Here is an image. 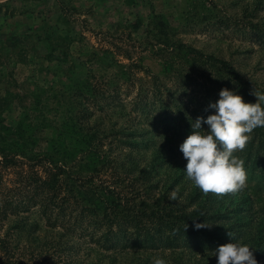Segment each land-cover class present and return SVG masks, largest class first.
<instances>
[{"label":"rangeland","instance_id":"rangeland-1","mask_svg":"<svg viewBox=\"0 0 264 264\" xmlns=\"http://www.w3.org/2000/svg\"><path fill=\"white\" fill-rule=\"evenodd\" d=\"M262 20L264 0H0V101H10L4 112V106H0V117L15 126L36 106L37 112L30 115L37 122L33 132L39 139L38 146L49 149L56 124L81 106L80 98L74 97L71 90L88 76V82L100 93H113L115 97L100 100L90 109L96 110L89 119L102 139L101 145L96 143L99 153H92L81 169L80 163L73 166L70 159L72 173L86 175L97 170L95 182L123 188L121 197L132 198L137 189L139 194L145 193L144 180L136 178L150 170L153 196L169 192L178 204H191L192 208L196 203L208 208L216 205L230 215L234 209H245L248 197L247 193L237 195V199L231 197V184L260 185L261 200L257 204L262 209L264 176L203 157L219 133L218 111L223 100L212 108L196 105L191 92L196 85L191 79L185 88L180 82L183 79L163 74L164 62L186 61L167 50H158L181 42L226 60L250 81L253 95L264 103V41L244 26ZM157 83L161 86L159 100L173 105L170 115L160 107L162 101L152 112L156 94L152 90ZM213 88L216 90L217 85ZM141 100L144 103L132 112ZM120 101L124 108L119 106ZM102 106L104 111L98 109ZM41 123L48 126L40 129ZM85 131L87 128L68 133L62 143V149H66L63 152L79 160L83 156L81 148L90 147L81 140ZM124 134L136 145L121 143ZM228 136L243 140L239 134ZM89 162L93 163L91 167ZM205 168L216 173L223 169L230 172L229 177L214 175L216 181L207 187L203 185ZM5 177L8 184L14 183L15 170H8ZM36 210L0 222V239L5 240L0 243V254L5 250L14 252L27 264L229 262L222 256H204L188 248L106 249L83 233L86 225L93 229L97 224L85 219L81 225L77 216L81 208L76 203L67 208L76 216L67 222L68 227L50 224ZM238 216L249 218L246 210ZM70 225L72 231L68 232L65 228ZM263 225H257L256 231Z\"/></svg>","mask_w":264,"mask_h":264},{"label":"trees","instance_id":"trees-1","mask_svg":"<svg viewBox=\"0 0 264 264\" xmlns=\"http://www.w3.org/2000/svg\"><path fill=\"white\" fill-rule=\"evenodd\" d=\"M244 26L256 34L258 40L264 41V20ZM158 50H167L166 52L176 54L186 61L183 64H177L179 62L171 59L164 62L163 74L179 81L183 79L180 82L185 84V88L188 86V79H191L190 82L196 85L191 91L194 93L192 99L196 105L212 108L219 100H223V106L218 111L219 133L211 141L210 150L203 153L204 159L229 162L233 169H251L254 175L263 177L264 103L253 95L250 81L228 61L205 54L191 45L172 42L165 49L159 47ZM189 74H192L191 78L188 77ZM87 78L79 81L77 88L71 90L74 97L80 98L81 106L56 124L49 149L38 146L39 139L33 132L37 122L30 115L37 112L36 106L30 108L15 126L0 117V222L37 209L38 214L50 224L60 223L63 227H68L67 222L76 216L71 215L73 211H68L67 208L76 203L81 208L77 215L78 222L82 225L85 219H89L90 223L97 224L93 229L86 225L83 233L106 249L126 251L134 246L145 249L160 246L188 248L191 251H200L204 256H222V260L229 259L228 264H264V225L261 230L256 231L260 224H264V205L260 209L257 204L261 200L258 194L260 185L248 187L234 181L229 188L231 193L227 192L226 197L228 193L235 199L241 193H247L248 197L246 208L234 209L230 215L219 210L216 205L208 208L203 204L196 206V203L192 208L191 204H178L175 199L172 200L169 192L153 196L150 170L136 178L144 180L145 193L139 194L137 189L138 193L132 198L124 195L121 197L123 188L119 190L117 186H100L104 181L95 182L94 173L97 170L86 175L70 171V159L73 166L80 163L81 169L92 153H99L98 144L101 145L102 139L101 135L98 136V127L94 128L89 119L96 110L90 109L99 105L100 100L115 97L113 93H100ZM214 84L217 85L216 90L213 88ZM160 88L157 83L152 90L153 94L156 93L152 101V112L159 109L157 102L162 101L157 94ZM8 101L7 98H1L0 106H4L1 112L8 109ZM142 103L143 100L137 102L132 112ZM149 103L146 102V106ZM119 106L124 108L125 104L120 101ZM160 107L165 114L172 113V104L162 101ZM98 109L104 111L106 108L102 106ZM38 125L40 129L48 126L47 123ZM80 128H87V131L82 132L81 140L90 147L81 148L83 156L78 160V156L71 157L64 153L66 149H62V143L68 133ZM228 132V135H242V142L236 136L228 139L229 136L225 135ZM127 135L124 134L125 139H121V143L136 145V142H128ZM130 147L134 149L136 146ZM88 165L91 167L93 163L89 162ZM10 169L15 170L17 178L14 183L8 184L10 181L5 176ZM229 173L223 169L218 173L206 169L203 185L208 187L216 179L214 175L224 179L229 177ZM204 176L205 173H202L201 178ZM255 208L258 210L254 211ZM244 210L248 212L249 218L245 217L243 220L238 215ZM61 220L65 223L60 222ZM65 229L72 231L71 225ZM240 229L247 230L240 233ZM240 241L244 243L240 245ZM2 242L5 240L0 239V243ZM4 245L7 246L6 243ZM0 264L27 263L21 262L14 252L5 250L3 255L0 254Z\"/></svg>","mask_w":264,"mask_h":264}]
</instances>
